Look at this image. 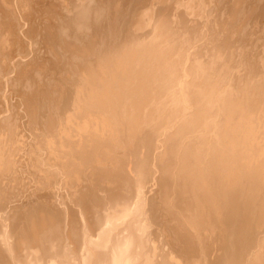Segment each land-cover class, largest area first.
<instances>
[{
    "label": "bare ground",
    "instance_id": "6f19581e",
    "mask_svg": "<svg viewBox=\"0 0 264 264\" xmlns=\"http://www.w3.org/2000/svg\"><path fill=\"white\" fill-rule=\"evenodd\" d=\"M32 1L0 0L1 76ZM54 1L57 75L39 31L5 80L31 87L0 123V264H264L257 0Z\"/></svg>",
    "mask_w": 264,
    "mask_h": 264
},
{
    "label": "rangeland",
    "instance_id": "374dc122",
    "mask_svg": "<svg viewBox=\"0 0 264 264\" xmlns=\"http://www.w3.org/2000/svg\"><path fill=\"white\" fill-rule=\"evenodd\" d=\"M40 0H35V3L36 4H38V5H36L35 3H34V0L32 1L33 3H32V5H34L33 6V9H30V11H32V12H27V14H29V16L26 14L25 15V13L26 12H24L25 10H23L21 7H19V8H16L17 10H16V17L19 19V26L16 28H12L13 26H16V25H12L11 23H9L6 19H5V21H4V26L6 27V29H4V31H5V33L7 34L8 32H10V31H12L13 32V34L15 35V39H14V41H12V43L10 44V48H9V46H8V48L10 49H8V51L10 52V53H12L9 57H7V58H5L4 60H5V62H4V60H2V62H4V63H6L5 65L7 66H5V65H3L4 63H2L1 62V66L3 65V67H4V69H5V71L6 72H3V76H1V74H0V81L2 82H4V84H3V86H1L0 87V106L2 105V109H1V107H0V123H1V121H4L5 119H8L9 117H10V119L13 121V119H14V121L13 122H16L15 120H16V118H17V120H18V117L20 116L21 118L22 117H25V119L24 118H20V120L22 121V123L24 122V124H25V121L27 122V117H26V114L24 113L25 112V110L23 111V109H24V106L23 105H21L22 104V102L20 101V100H22L21 98V96H23L24 94H25V92L26 91H28L27 90V88H30V87H27L26 88V91H25V87L26 86H24V88L23 89H16L17 90V92H16V90H15V88L14 87H10V86H12V82H14L15 80H16V78L17 79H21V77H22V79H24V77H23V73L25 74V72H23V71H25L24 69L25 68H21V70H18V69H15V66H16V62H19V61H23V62H28V60L30 59H28V57H27V59H26V53L24 52V50L26 49V47L28 46L29 47V44H30V38H31V36H36L37 34H38V32L40 31V35H41V42H43V43H41V45L39 46V49H40V51L38 52V54H39V56H40V60H38V62H39V64L37 65V66H35V68L37 69V70H39L40 68H42L45 64L46 65H48V66H44L43 68L45 69V67L47 68H49V70H47V74H46V70L44 71L43 70V73L45 74V77H51V74L53 75V69H55V67H57V65H55L56 64V61L55 60H53L52 58V56H51V54H49V53H47L48 51H47V39H48V36L46 37L45 36V32H44V30H41L42 28H44V24L43 23H46L48 20L47 19H45V18H48V19H50L49 21L51 22V24L53 23L54 24V26L56 25V22L54 23V18L52 17L51 18V16H49L48 15V13H47V10L45 11V9L48 7V8H50V6L52 7V9H53V7L54 8H56V6H57V2L56 1H54V0H46V2H44L45 0H41L40 2L42 3H40L39 2ZM44 2V4H43V2ZM48 1V2H47ZM50 1V2H49ZM249 1H251V2H248L247 1V4L248 3H250V4H252V3H254L255 2V0H249ZM258 1V2H257ZM254 4L255 5H257V6H255V5H253L254 6V9L255 8H259L260 7V9H261V12H262V10H264V0L261 2L260 0H257ZM37 2H39V3H37ZM53 3V5H50V4H52ZM261 2V3H260ZM41 5V6H40ZM44 5V6H43ZM46 5H48V6H46ZM56 5V6H55ZM261 5H263L262 6V8H261ZM46 6V7H45ZM37 7H38V9H39V11H38V9H37ZM44 8V9H43ZM180 9H181V7H180ZM253 9V11H255L256 10V12H257V9H255L254 10ZM259 9V10H260ZM3 10V12H4V14L5 15H3V17L5 18V16L7 15V16H9L8 14H7V12H5V10L4 9H2ZM20 10H23V13L20 11ZM38 13H40V14H38L37 15V12ZM41 10V11H40ZM42 10L44 11V13L42 12ZM53 10H55V9H53ZM57 10H58V12H60V10L61 9H59V5L57 6V9L55 10L56 12H57ZM183 10H184V8H183ZM183 10H180L181 12L183 11ZM258 10V11H259ZM255 12V13H256ZM260 12V11H259ZM259 12H258V14H259ZM260 12V13H261ZM264 12V11H263ZM30 13H32V14H30ZM24 15V16H23ZM41 15H42V17H41ZM71 15V14H70ZM21 18H19V17ZM34 16V17H33ZM41 18H43L44 19V21L42 20V19H40V17ZM49 16V17H48ZM25 19H24V18ZM29 18V19H28ZM31 19V20H30ZM38 19H40V20H38ZM53 19V20H52ZM23 20H25V22H22ZM29 20V22L27 23V21ZM38 20V21H37ZM22 23H21V22ZM32 21V22H31ZM40 21V22H39ZM3 22V21H2ZM42 22V23H41ZM9 23V24H8ZM26 23V24H25ZM39 23V24H38ZM20 24H21V27H20ZM29 24H30V26H29ZM38 24V25H37ZM42 24V25H41ZM27 25H28V27H27ZM40 25V26H39ZM38 26V27H37ZM42 26V27H41ZM11 27V28H10ZM57 27V26H56ZM10 28V29H9ZM21 28H22V30H21ZM31 28V29H30ZM33 28V29H32ZM9 29V30H8ZM13 29V30H12ZM37 31V32H35V30ZM6 31H8V32H6ZM16 31V32H15ZM18 31V32H17ZM20 31V32H19ZM25 31V32H24ZM42 31V32H41ZM12 32H10L11 34H12ZM15 32V33H14ZM22 32V33H21ZM23 34V35H22ZM19 37V38H18ZM28 37V38H27ZM27 38V39H26ZM44 39V40H43ZM22 41V42H21ZM18 42V43H17ZM26 42H29V43H26ZM44 42H46V44L44 43ZM26 44V46H25V44ZM14 44V45H13ZM16 44V45H15ZM28 44V45H27ZM46 46H45V45ZM23 48H22V47ZM42 46V47H41ZM45 46V47H44ZM21 47V48H20ZM45 48V49H44ZM43 51H42V50ZM16 50H18V51H16ZM193 51H195L194 49H193ZM8 52V53H9ZM40 52H42V54L40 53ZM9 53V54H10ZM44 53V54H43ZM23 54V55H22ZM43 56V57H42ZM51 56V57H50ZM24 57H25V59H24ZM44 57L46 58V60H43L44 59ZM14 58V59H13ZM17 58V59H16ZM48 58V59H47ZM51 58V59H50ZM9 59V60H8ZM47 60H49L48 61V64H47ZM10 61V62H9ZM11 61H12V63H11ZM52 61V63H50ZM15 62V63H14ZM41 62V63H40ZM54 62V63H53ZM8 63V64H7ZM43 63V64H42ZM45 63V64H44ZM52 64V65H51ZM63 64H64V62L60 65V67L58 68V70H57V72L56 73H58L59 75L61 74V72H64V71H61L60 72V68L62 69V67H63ZM53 65H54V67H53ZM9 66V67H8ZM12 66V67H11ZM41 66V67H40ZM10 68H12L11 70H12V72H8V71H11V70H9ZM42 68V69H43ZM13 70H14V72H13ZM15 70H16V72H15ZM63 70V69H62ZM18 71H20L21 72V74H20V72H18ZM52 71V72H51ZM60 73H59V72ZM23 72V73H22ZM49 72V73H48ZM51 72V73H50ZM10 74L9 76H8V74ZM13 75H12V74ZM19 73V74H18ZM6 74H7V76H6ZM55 74V73H54ZM16 75H18L17 77H16ZM55 75H57V74H55ZM6 76V77H5ZM14 76V77H13ZM19 76H20V78H19ZM16 77V78H15ZM59 77V76H58ZM10 79V80H12V82L10 83V85L9 84H7V86L8 87H10V88H7V86H6V82H5V80L6 79ZM8 81V80H7ZM25 83V84H24ZM26 83L27 82H23V85H26ZM29 85H30V83H29ZM33 86V85H32ZM45 86H47V84H45ZM5 88H7V89H5ZM12 88H14V89H12ZM8 90V91H7ZM13 90V91H12ZM12 91V92H11ZM25 91V92H24ZM7 92H8V94H7ZM14 92V93H13ZM6 93V94H5ZM20 94H22V95H20ZM17 95H18V97H17ZM4 96V97H3ZM6 96V97H5ZM1 98H3V99H1ZM4 98H5V100H4ZM9 98V101L7 100ZM18 98H19V100H18ZM7 100V101H6ZM8 103H6V102ZM19 101V102H18ZM4 102V103H3ZM21 102V103H20ZM7 105H6V104ZM11 105H10V104ZM15 104V105H14ZM20 104V105H19ZM18 105V106H17ZM16 106V107H15ZM22 106V107H21ZM8 107H9V109H8ZM19 107V108H18ZM21 107V108H20ZM12 108V109H11ZM15 108V109H14ZM4 109H5V111H4ZM14 109V110H13ZM11 112H9V111ZM13 111H15V112H13ZM23 111V112H22ZM5 113V114H4ZM8 113H9V117H8ZM19 113V114H18ZM21 113V114H20ZM16 114V115H15ZM18 114V115H17ZM2 115H3V118H2ZM12 115H14L13 117H12ZM5 116V117H4ZM2 119H4V120H2ZM9 119V120H10ZM19 120V121H20ZM12 121H9L8 122V120H5V122H4V128H5V126H7V124L8 125H10V122L11 123H13ZM20 121V122H21ZM7 122V123H6ZM19 123V122H18ZM21 123V124H22ZM1 126H3L2 125V123H1ZM22 127H23V124H22ZM20 129H22L21 127H20ZM22 131H25V128H24V130H22ZM22 131L20 132V130H19V132L21 133V134H27L26 133V131L24 132V133H22ZM152 185H154V182H153V184ZM155 188H157V187H153V189H152V191L155 189ZM153 193V192H152ZM152 193H150V195H152Z\"/></svg>",
    "mask_w": 264,
    "mask_h": 264
}]
</instances>
